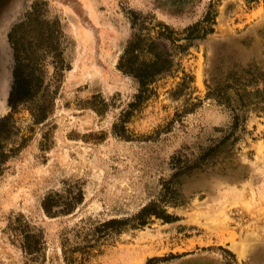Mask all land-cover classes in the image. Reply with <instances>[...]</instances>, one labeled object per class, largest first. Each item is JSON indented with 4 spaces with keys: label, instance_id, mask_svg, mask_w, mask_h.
<instances>
[{
    "label": "rangeland",
    "instance_id": "rangeland-1",
    "mask_svg": "<svg viewBox=\"0 0 264 264\" xmlns=\"http://www.w3.org/2000/svg\"><path fill=\"white\" fill-rule=\"evenodd\" d=\"M20 23L40 86L12 110ZM133 39L170 68L120 69ZM250 68L264 87V0H0V264H264V108L233 128L211 93ZM152 201L175 218L141 224Z\"/></svg>",
    "mask_w": 264,
    "mask_h": 264
},
{
    "label": "trees",
    "instance_id": "trees-1",
    "mask_svg": "<svg viewBox=\"0 0 264 264\" xmlns=\"http://www.w3.org/2000/svg\"><path fill=\"white\" fill-rule=\"evenodd\" d=\"M24 23L18 24L14 30L12 31L10 35V40L16 50V57H17V65L14 70V82L13 87L10 93L9 103L11 106V109L13 110L19 103L25 102L29 100L31 97L35 96V93L39 89L40 86V80H38V64L36 62L37 59H34L31 55L24 57L22 54L19 53L21 42L19 41L18 37H16L17 30H21ZM54 38V32L51 33ZM38 39L41 38L40 36L37 37ZM34 38V39H37ZM53 40L52 38H46V41ZM136 42V41H135ZM135 45L132 42L128 48V50L125 53L124 58L128 59L129 63V69L130 71H133L140 80L142 84H146L149 80L153 79L155 76L161 74L162 72L167 71L171 66V59L164 55L162 52H155V59L151 61L146 60H138V53L134 54ZM32 57V59H31ZM137 58V59H136ZM247 71H250V76L247 80V82H241V77L238 75V78H235L234 82L231 80L228 81L223 87L218 88V91H212L211 93H216V96L222 101L228 104L229 106L233 107L234 110H236V113L234 115V127L235 128L240 120V108H247V107H254L256 105H261V107L264 108V94L262 93L264 91V87L259 86V75L258 72L252 71L250 69H246ZM231 74L236 76L237 71H232ZM234 83V84H232ZM249 86H252V88H249ZM235 88L239 92L241 98H234L233 93L231 92V88ZM253 95L256 97V99L253 97ZM246 96V97H245ZM10 114L4 116L0 119V152H1V140L3 137L7 135L6 129H8V122H9ZM3 135V137H2ZM222 141L221 143H223ZM216 145H219L216 144ZM216 147H213L212 150H215ZM208 153H203L201 159L205 158ZM199 161V160H198ZM168 192L166 195L171 191L174 190L172 187L167 188ZM164 200L171 199L169 197H164ZM49 202H45V208L47 211H50L49 208ZM157 215L165 220H173L175 218L174 214H171L166 211L165 208L160 207V204L156 201H152L145 206L142 207V209L135 214V218L139 219V222L141 224H144L147 221V218L150 215ZM130 218H111L109 220H106L101 225L104 227L101 229V231L106 229H120L125 225ZM29 238V236H28ZM28 249H34L31 247V245L27 246ZM32 251V250H31Z\"/></svg>",
    "mask_w": 264,
    "mask_h": 264
},
{
    "label": "flooded vegetation",
    "instance_id": "flooded-vegetation-1",
    "mask_svg": "<svg viewBox=\"0 0 264 264\" xmlns=\"http://www.w3.org/2000/svg\"><path fill=\"white\" fill-rule=\"evenodd\" d=\"M18 25V24H17ZM16 25V26H17ZM15 26V27H16ZM14 27V28H15ZM14 28L11 30V31H9L8 32V38H9V40H10V35H11V33H12V31L14 30ZM10 42H11V40H10ZM135 43V39H133V40H130L129 41V43H127V45L125 46V48H124V50H123V52H122V54L120 55V58H119V63H118V66H119V68L120 69H122L124 72H127V73H129V74H135L133 71H130V69H129V63H128V59H126V58H124V56H125V53H126V51L128 50V48H129V46H130V44L131 43ZM12 43V42H11ZM13 45V44H12ZM14 47V46H13ZM15 49V48H14ZM134 52V51H133ZM15 58H16V61H15V64H14V68H13V79H12V84H11V88H10V91H9V94H8V104H9V107L11 108V106H10V103H9V98H10V93H11V90H12V87H13V82H14V70H15V68H16V65H17V57H16V50H15ZM134 76H136V75H134ZM137 77V76H136ZM1 119V118H0ZM50 202V200H49V196H46L45 197V199L43 200V207L45 208V202ZM49 208H50V205H49ZM45 210H46V208H45ZM47 211V210H46ZM48 212H51V209H50V211H48Z\"/></svg>",
    "mask_w": 264,
    "mask_h": 264
}]
</instances>
